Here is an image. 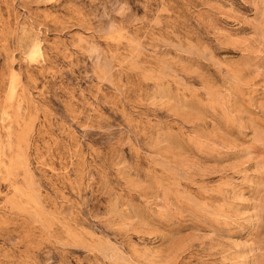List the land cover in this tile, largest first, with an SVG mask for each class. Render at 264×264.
<instances>
[{"label": "rangeland", "instance_id": "374dc122", "mask_svg": "<svg viewBox=\"0 0 264 264\" xmlns=\"http://www.w3.org/2000/svg\"><path fill=\"white\" fill-rule=\"evenodd\" d=\"M0 264H264V0H0Z\"/></svg>", "mask_w": 264, "mask_h": 264}]
</instances>
